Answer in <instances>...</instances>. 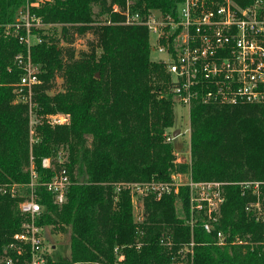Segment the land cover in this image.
Listing matches in <instances>:
<instances>
[{
    "label": "trees",
    "instance_id": "16d2710c",
    "mask_svg": "<svg viewBox=\"0 0 264 264\" xmlns=\"http://www.w3.org/2000/svg\"><path fill=\"white\" fill-rule=\"evenodd\" d=\"M27 1L0 0V22H14ZM128 1L143 16L176 5V0H46L32 8L51 25L35 29L43 41L31 47L41 65L32 108L16 102L14 93L22 74L14 57L27 50L19 40L25 31L0 27V264L27 219L19 209L23 196L1 188L27 184L32 163L42 181L63 167L71 179L62 204L44 185L36 189L45 206L38 223L69 232L70 238L69 258L49 257L47 264H264V184L258 190L246 184L264 182V103L192 105V178L224 184L222 213L210 230L203 217L192 225L177 213L174 193L147 195L140 221L131 190L117 191L123 182L168 181L187 166L176 161L165 136L175 121L169 74L150 57L148 28L124 23ZM86 32L93 38L77 51L73 37ZM58 77L63 90L52 92ZM55 113L69 114V123H50L46 116ZM60 149L63 162L57 159ZM45 157L52 159L50 167L43 166ZM179 197L189 217L187 188ZM218 231L224 233L222 244Z\"/></svg>",
    "mask_w": 264,
    "mask_h": 264
},
{
    "label": "built area",
    "instance_id": "2783aa9c",
    "mask_svg": "<svg viewBox=\"0 0 264 264\" xmlns=\"http://www.w3.org/2000/svg\"><path fill=\"white\" fill-rule=\"evenodd\" d=\"M44 1L28 0L18 10L14 22H0V27L7 33L10 27L18 34L22 29L25 31V34L19 35V40L26 44L27 50L14 57L15 63L22 69L20 78L14 84V93L16 102L28 103L30 108L33 106L34 88L41 82V65L32 59L31 47L43 41L35 29L41 30L46 26L32 8ZM113 9L121 10L118 5H114ZM123 15L126 24L145 25L152 49L164 55L158 61L165 64L169 74V93L175 104L185 107L189 113V133L194 102L264 103V0H253L246 5L237 0H176V5L170 11L155 9L145 16L131 10L128 1ZM46 118L52 124L70 121L69 114L63 113L49 114ZM165 136L167 141L176 138L172 131ZM49 159L43 158L44 167H49ZM64 160L60 159V162ZM70 183L66 167L50 180L42 181L34 164H31L30 181L24 185L29 188V194L19 202V209L27 219L6 245L2 262L48 263L51 255L45 243L46 227L37 221L45 213V206L38 200L36 189L44 185L53 193L54 201L62 204ZM262 183L251 181L246 184H253L258 190ZM222 185L218 181H197L192 175L182 182L181 174L175 172L168 181L153 179L123 182L118 183L116 189L118 192L122 188L131 190L135 208L142 207V212H139V220L142 221L143 200L147 195L161 197L166 193L179 194L181 188L185 187L189 192L191 224L194 225L197 218L203 217L204 227L210 230L218 221L220 207L225 200ZM6 186L8 188H1L3 192L12 195L19 193L20 184ZM217 235L218 243H224V233L218 231ZM115 250L119 255V248Z\"/></svg>",
    "mask_w": 264,
    "mask_h": 264
},
{
    "label": "rangeland",
    "instance_id": "374dc122",
    "mask_svg": "<svg viewBox=\"0 0 264 264\" xmlns=\"http://www.w3.org/2000/svg\"><path fill=\"white\" fill-rule=\"evenodd\" d=\"M97 9V8H96ZM51 25H47L44 27V29H47ZM93 35L90 32H86L85 34H78L76 33L73 37V46L76 48L77 51L80 50H86L88 48V43L92 40ZM64 45H68L66 42H62ZM152 47V45H151ZM164 56L163 54L159 53L157 50H151L150 57L152 60L158 61L160 57ZM59 90H63V78L58 77L56 80V83L51 90L52 92H57ZM174 113H175V121L174 124L171 127H168L165 132H173L175 129L180 128L181 133L172 141H170L173 145V149L175 151L176 155V161L185 163L187 166L184 168V170L179 171L181 174V180L186 181L190 175H191V143H190V133L188 131L189 128V113L187 109L179 104L174 105ZM64 114V113H63ZM32 123L35 122L34 117H32ZM50 158V157H49ZM57 159L60 161V159H65V151L61 150L58 153ZM50 165H52L50 158ZM222 189H224V184L221 186ZM19 194L23 196H28L29 194V188L24 185H20L19 188ZM176 196V207H177V213L180 216H185L187 221L189 223H192L190 215L189 217L184 214L183 211V205L180 201L179 194H174ZM199 195V194H198ZM22 198V199H23ZM139 198V197H138ZM21 199V200H22ZM144 202V200H143ZM223 205V204H222ZM222 205L220 207V213L219 216H221L222 213ZM255 206H258L257 204ZM135 215L136 219H141V215L139 212H142V207L135 208ZM218 216V217H219ZM194 221V220H193ZM69 232H63L62 230L54 227V226H48L45 229V243L48 246L49 254L51 255L52 259L55 261H63L70 256V240H69Z\"/></svg>",
    "mask_w": 264,
    "mask_h": 264
},
{
    "label": "water",
    "instance_id": "95a60500",
    "mask_svg": "<svg viewBox=\"0 0 264 264\" xmlns=\"http://www.w3.org/2000/svg\"><path fill=\"white\" fill-rule=\"evenodd\" d=\"M180 133H181V129H180V128H177V129H175V130L173 131V135H174L175 137H177Z\"/></svg>",
    "mask_w": 264,
    "mask_h": 264
}]
</instances>
